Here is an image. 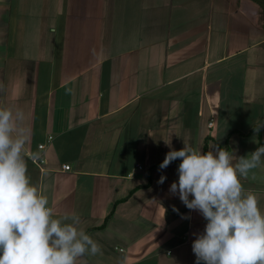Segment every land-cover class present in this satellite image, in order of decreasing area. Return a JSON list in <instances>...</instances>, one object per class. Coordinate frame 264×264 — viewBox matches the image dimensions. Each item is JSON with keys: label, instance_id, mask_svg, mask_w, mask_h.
I'll list each match as a JSON object with an SVG mask.
<instances>
[{"label": "crops", "instance_id": "obj_1", "mask_svg": "<svg viewBox=\"0 0 264 264\" xmlns=\"http://www.w3.org/2000/svg\"><path fill=\"white\" fill-rule=\"evenodd\" d=\"M4 107L23 113L28 175L54 217L78 213L101 246L77 264H194L193 233L206 221L169 193L180 161L159 165L184 143L238 157L261 146L262 9L254 0H0ZM241 183L264 212V164Z\"/></svg>", "mask_w": 264, "mask_h": 264}, {"label": "clouds", "instance_id": "obj_2", "mask_svg": "<svg viewBox=\"0 0 264 264\" xmlns=\"http://www.w3.org/2000/svg\"><path fill=\"white\" fill-rule=\"evenodd\" d=\"M22 120L21 111L0 108V264H77L102 254L99 243L78 228L80 215L54 217L48 197L32 183ZM261 129L264 123L253 131ZM262 158L264 145L239 157L218 144L202 152L184 143L166 153L159 170L180 161L169 193L206 221L202 232L193 233L194 264H264V212L257 195L241 183L264 164ZM166 179L161 175L157 183Z\"/></svg>", "mask_w": 264, "mask_h": 264}, {"label": "built area", "instance_id": "obj_3", "mask_svg": "<svg viewBox=\"0 0 264 264\" xmlns=\"http://www.w3.org/2000/svg\"><path fill=\"white\" fill-rule=\"evenodd\" d=\"M211 125H213V122H211ZM39 148H40V149H45V148H46V145H45L44 143H42V144L39 145ZM39 160H40L41 162H45V158H44L43 156H40ZM63 168L66 169V170H67V169H70V165H64Z\"/></svg>", "mask_w": 264, "mask_h": 264}, {"label": "trees", "instance_id": "obj_4", "mask_svg": "<svg viewBox=\"0 0 264 264\" xmlns=\"http://www.w3.org/2000/svg\"><path fill=\"white\" fill-rule=\"evenodd\" d=\"M254 1H256L260 5V7L262 9L263 26H264V0H254ZM261 145H264V140L263 139L261 140Z\"/></svg>", "mask_w": 264, "mask_h": 264}]
</instances>
